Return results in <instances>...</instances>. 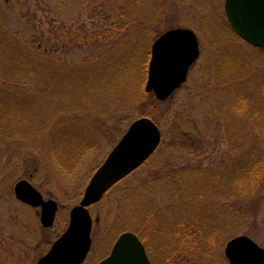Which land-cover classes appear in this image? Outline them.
<instances>
[{"label":"rangeland","instance_id":"374dc122","mask_svg":"<svg viewBox=\"0 0 264 264\" xmlns=\"http://www.w3.org/2000/svg\"><path fill=\"white\" fill-rule=\"evenodd\" d=\"M224 2L0 0V91L6 74H22L21 69H28L46 81L54 92L51 97L63 94V99L69 101L70 96L65 97L63 91L72 89L71 84L55 79L50 72L47 75L45 65L51 63V72L57 70L58 77H67L66 63L99 62L100 69L111 58L117 61V67L97 76L99 81L113 80L131 90L142 89L151 45L164 31L190 28L197 34L200 48L187 81L161 104L152 105L153 99L146 95L143 99L116 98L97 107L100 92L87 93L95 108L57 112L36 130L30 127L32 105H27L24 98L7 102L5 110L0 105L1 112L19 121L17 126L8 121L11 126L23 129L19 133L11 131L7 120L1 118L8 131L3 132L0 126V264H36L67 227L69 211L80 201L92 173L129 124L142 116L158 124L161 143L141 167L116 182L89 208L94 218L92 247L83 264H97L127 230L143 236L151 260L163 264L171 252L163 247L164 238L176 236L174 224L181 220L182 227L194 224L195 205L217 206L213 217H203L207 226L217 217L229 219L228 237L223 236L205 258L198 257L197 264H229L224 247L238 235L250 236L264 247V180L260 183L262 192L228 203L236 217L232 223L231 211L228 218L219 201L206 199L216 173L207 169H223L228 158L241 154V147L253 137L250 121L241 115L242 110L231 107L249 108L264 94V50L251 47L233 31L226 20ZM116 24L123 28L114 38L118 32L112 27ZM103 36H109L108 40H102ZM240 58L244 63L239 62ZM223 62L227 65L221 69ZM72 69L74 66H69V72ZM219 74L231 78V83L216 98L213 87ZM45 100L43 105L37 102L38 117L53 106L52 101ZM62 103L59 108L65 106ZM85 137L92 141L89 148L80 144ZM21 179L33 184L45 199L57 202L52 227L41 225L39 208L16 199L14 185ZM210 213L207 210L203 214ZM182 215L190 217L186 221ZM186 263L183 258L181 264Z\"/></svg>","mask_w":264,"mask_h":264},{"label":"water","instance_id":"95a60500","mask_svg":"<svg viewBox=\"0 0 264 264\" xmlns=\"http://www.w3.org/2000/svg\"><path fill=\"white\" fill-rule=\"evenodd\" d=\"M224 11L230 27L247 43L264 48V0H225ZM164 53L166 64L161 65ZM200 54L199 41L189 28H171L151 45L145 92L164 101L187 80L192 64ZM161 141L159 126L149 117L132 121L118 142L94 171L78 204L69 212L63 233L36 264H81L92 244L93 218L89 206L97 203L119 180L137 169L156 150ZM16 199L40 208V222L45 228L54 223L57 202L44 199L26 179L14 185ZM224 254L229 264H264V248L247 235L226 242ZM97 264H152L140 238L131 231L121 233L110 253Z\"/></svg>","mask_w":264,"mask_h":264},{"label":"trees","instance_id":"16d2710c","mask_svg":"<svg viewBox=\"0 0 264 264\" xmlns=\"http://www.w3.org/2000/svg\"><path fill=\"white\" fill-rule=\"evenodd\" d=\"M122 28L119 24H116L112 29H114L117 35L114 38L120 36L119 32H122ZM109 36H103L102 40H108ZM239 39V38H238ZM240 40V39H239ZM241 41V40H240ZM253 47V46H251ZM256 48V47H253ZM264 50V49H263ZM228 54V53H227ZM149 56V54H148ZM40 59H38V62ZM239 62L244 63V59L240 58ZM68 66L67 70V77L63 74V76L58 77L57 70L55 73L52 71V64L45 65L48 70H46V74L50 72L53 74V77H57L55 79H61V81L69 82L72 86V89H67L65 93V97L70 96V99L66 98V101L63 99V94H55L51 97V93L54 92L48 89V85L46 81H42L38 79L32 72V70L28 71V69H21L22 74L19 72L16 73H8L5 75V81L1 80V91L0 94L2 96L0 100V105L3 104V108H7V102L10 103L11 100L19 101L20 98H24L26 104L32 105L31 112L34 113L33 122L30 123V127L34 128L35 130L37 127L47 123V119L56 114L57 112H63L67 110L68 112L72 111H89L98 107L101 103H106L115 100L116 98H126L131 100L132 97L138 96V99H143L144 96H149L153 99L151 101L152 105L154 103L161 104L160 101L156 100L151 93H145L144 88L131 90L128 85H122L119 83H113V80H110L109 83H105L107 81H99V75L107 72L110 69L116 68L118 63L113 58H111L106 66H101V68H97L99 62L96 64L89 65V63L81 64H71L66 63ZM147 65V64H146ZM227 64L224 62L220 65V68L223 69L226 67ZM44 66V67H45ZM69 66H74L69 72ZM45 67V68H46ZM248 70L249 68H244ZM146 71V67L144 69V75ZM242 71H237L236 75L239 73H243ZM234 75V76H236ZM98 76V77H97ZM37 77V79H36ZM47 76H44L46 79ZM243 80V79H242ZM231 83V78L226 79L223 74H219L217 76V80L214 83V93L216 98L222 95L223 89L226 88ZM123 89H126L124 92ZM81 92H84L81 96ZM95 92H100V98L96 100V106H93L91 100H89V96L87 93L94 94ZM151 94V95H150ZM264 94L260 95L257 100L259 102H255L251 104L249 108H241V106L237 105V107H231L235 111L242 110V116L247 117L248 121H250L251 131L253 133V137L251 142H248L247 145H243L241 148L242 153L237 155H231L228 158L226 165L224 168H215L209 167V171L216 172L214 173V177H212L213 187H210L207 192L210 195V201L220 202V207L223 206L225 209V213L229 218V211L233 213L232 206L230 204L231 200L250 196L253 194L258 193L259 191H263V188L260 187L261 181L264 179V101H263ZM6 97V98H5ZM45 99V102L49 100L53 102V106L51 109H46V114H43L38 117L36 111L39 107H36L37 102L41 101L43 105L42 99ZM63 99V100H62ZM63 102V103H62ZM65 102V106L59 108V104L62 105ZM5 110V108H4ZM150 112L144 111L143 114L150 115ZM7 120V124L10 125V130L14 132H21L23 129L19 128L16 129L15 126H11L8 122L10 121L13 125L19 123V121L14 120V116H10L8 112L0 110V126L3 129V132H7L6 123L2 121ZM12 119V120H11ZM15 121V122H14ZM28 124V123H27ZM26 124V125H27ZM47 125V124H46ZM21 127H25L22 125ZM16 135V134H15ZM91 139L85 137V140H81L80 144L82 147L89 148L91 146ZM235 159H234V158ZM206 169H201L203 171ZM212 175V174H211ZM203 197V196H199ZM205 198V197H204ZM197 199L195 198V201ZM230 202V206L228 203ZM223 207H221L223 209ZM227 207V208H226ZM217 208V206H209V207H198L197 205L193 208V213L195 219H193L194 224L189 225L188 227H182V220L175 225V232L177 228L176 236H170L168 238H164L163 247L167 249L166 251H171L168 256H166L165 261H162L163 264H181V260L184 258L186 259V264H197V258L205 256L210 253V251L214 248V245L218 241H221L224 238L228 237L229 231V219L223 217L221 219L216 218V220H212L209 226L203 223V217L210 216L213 217V210ZM192 210V208L190 209ZM210 212V215H204L206 212ZM216 211V210H215ZM218 212H221L220 210ZM217 212V214H218ZM187 213V212H185ZM223 213V212H222ZM185 218L190 217V215H182ZM216 217V214L214 215ZM181 219V218H180ZM236 220L235 214L231 216V223L232 220ZM187 221V220H186ZM191 222V221H190ZM224 228H221V227ZM178 228L180 229L178 231ZM184 228V229H181ZM164 231V230H163ZM173 231V230H172ZM169 231V232H172ZM232 232H235L232 228ZM160 233V232H159ZM224 233V234H223ZM139 235V233L137 232ZM165 234V233H164ZM179 234V235H178ZM143 242H145L143 236L139 235ZM147 247V246H146ZM177 249V250H176ZM147 250L149 251L148 247ZM164 254V253H163ZM162 254V255H163ZM191 255V256H188ZM188 258V259H187ZM154 262V261H153ZM154 264H158L155 263ZM208 264V263H206Z\"/></svg>","mask_w":264,"mask_h":264},{"label":"snow or ice","instance_id":"6c2138e0","mask_svg":"<svg viewBox=\"0 0 264 264\" xmlns=\"http://www.w3.org/2000/svg\"><path fill=\"white\" fill-rule=\"evenodd\" d=\"M160 62L162 66L166 64V58L163 52L160 55Z\"/></svg>","mask_w":264,"mask_h":264},{"label":"flooded vegetation","instance_id":"af4514ba","mask_svg":"<svg viewBox=\"0 0 264 264\" xmlns=\"http://www.w3.org/2000/svg\"><path fill=\"white\" fill-rule=\"evenodd\" d=\"M147 252H149L148 250H147ZM154 263V262H153Z\"/></svg>","mask_w":264,"mask_h":264}]
</instances>
